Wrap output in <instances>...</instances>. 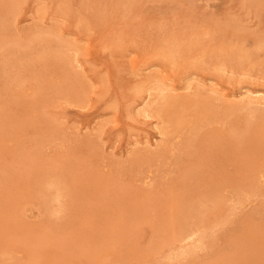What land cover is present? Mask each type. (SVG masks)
<instances>
[{
	"label": "rangeland",
	"instance_id": "obj_1",
	"mask_svg": "<svg viewBox=\"0 0 264 264\" xmlns=\"http://www.w3.org/2000/svg\"><path fill=\"white\" fill-rule=\"evenodd\" d=\"M262 97L264 0H0V264H264Z\"/></svg>",
	"mask_w": 264,
	"mask_h": 264
},
{
	"label": "bare ground",
	"instance_id": "obj_2",
	"mask_svg": "<svg viewBox=\"0 0 264 264\" xmlns=\"http://www.w3.org/2000/svg\"><path fill=\"white\" fill-rule=\"evenodd\" d=\"M250 90H251V89H250ZM259 92H261V91H259ZM251 93H253V92H251ZM145 94H146V93H145ZM253 94H254V93H253ZM256 94H257V92H256ZM256 94H255V95H256ZM250 96H251V95H250ZM262 98H263V97H262ZM263 100H264V98H263ZM191 101H192V100H191ZM185 104H186V103H185ZM237 107H238V106H237ZM158 109H159V108H158ZM159 110H160V109H159Z\"/></svg>",
	"mask_w": 264,
	"mask_h": 264
}]
</instances>
